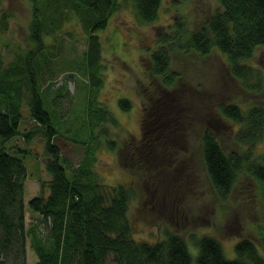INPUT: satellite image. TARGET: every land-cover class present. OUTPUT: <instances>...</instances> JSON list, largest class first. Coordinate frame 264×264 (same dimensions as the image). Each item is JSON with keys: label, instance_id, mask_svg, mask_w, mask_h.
<instances>
[{"label": "trees", "instance_id": "1", "mask_svg": "<svg viewBox=\"0 0 264 264\" xmlns=\"http://www.w3.org/2000/svg\"><path fill=\"white\" fill-rule=\"evenodd\" d=\"M30 1L28 47L6 44L0 47V264H192L185 238L171 229H165V236L156 241L133 236L128 211L138 194L135 187L138 178L128 184L110 185L101 181L96 169L98 137L102 132L111 133L114 126H121L105 100L98 99L109 77L101 30L108 27L110 18L121 8L120 0ZM131 1L137 19L149 23L158 17L164 0ZM217 2L219 7L192 27L187 17L176 15L168 25L157 28L155 46L144 55L147 60L141 61L146 72L159 81L157 87L161 89L156 87L155 91L160 97H164V90H169L179 76L172 67L176 53L207 56L216 49L242 86L257 89L261 84L264 72L248 59L258 46L264 45V0ZM6 18L5 13L0 15L2 32L7 28ZM79 29L85 45L81 51L74 48L81 34ZM67 42L69 50L77 54L61 57L65 56ZM5 48L14 50L7 62L2 57ZM58 60L76 70L81 82L72 74L56 73L53 64ZM56 75H60L62 83L52 89ZM68 76L76 78V91L70 107L63 109ZM140 88L143 87L136 91L142 97L141 137L132 138V144L148 145L155 152L166 151L170 138L162 134L166 124L163 118L174 119L176 113L170 116H164L162 111L152 113L162 101L144 103ZM79 92L80 97L75 99ZM118 104L124 110L132 107L128 97L118 98ZM24 108L27 115L23 114ZM216 111L215 122L205 124L198 139L211 185L218 197L225 200L240 172L246 170L259 184L263 205L264 149L257 155L252 151L264 136V105L255 103L244 109L234 102H220ZM219 117L223 124L230 120L237 126L233 139L246 146L245 151L223 148L218 136L220 129L215 126ZM104 121L110 122L111 129L102 125ZM15 137H20L25 147L7 145ZM34 137L43 140V164L50 177L47 181L37 178L39 192L28 200L27 207L24 196L25 190L29 191L27 169L24 156L18 153H29ZM56 137L84 146L78 164L62 153ZM116 144L117 140H108L111 151L116 150ZM28 210L37 213L29 223ZM259 242L239 238L234 245V257L228 258L218 238L203 235L194 239L198 248L195 262L264 264V228ZM27 244L36 254L33 262L27 260Z\"/></svg>", "mask_w": 264, "mask_h": 264}, {"label": "rangeland", "instance_id": "2", "mask_svg": "<svg viewBox=\"0 0 264 264\" xmlns=\"http://www.w3.org/2000/svg\"><path fill=\"white\" fill-rule=\"evenodd\" d=\"M120 2L121 8L110 18L108 27L101 30L103 57L109 77L98 99L105 100V105L121 126L111 129L109 121L102 124L111 129V133L102 132L98 135L100 147L96 169L100 179L114 185L128 184L138 178L135 182L138 194L131 201L128 211L135 238L156 241L165 236V229H171L185 238L192 264H197L195 256L198 248L194 239L211 235L220 240L225 256L233 258L234 245L239 238L249 237L260 243L259 237L264 228V203L262 205L260 187L254 177L244 170L240 172L227 199H220L205 170L198 139L205 124L215 122L218 115L216 108L220 102H234L244 109L255 103L264 105V77L257 89H249L230 74L225 57L216 49L207 56L193 52L176 53L172 57V67L179 76L169 90H164V97H160L155 91L159 81L146 72V66L141 61L142 58L147 60L148 57L144 55L155 46L157 28L168 25L176 15L187 17L192 27L207 18L219 4L217 0H164L158 17L152 22L141 23L134 13L132 1ZM31 10L30 0H0V15H7L6 31L0 29V47L4 44L8 47H28ZM75 24L79 25L76 21ZM79 31L81 34L74 46L77 51L85 47L83 32L81 29ZM2 54L7 62L13 57L14 50L5 48ZM63 54L65 56L61 57L76 55L77 52H71L67 42ZM248 62L264 72V45L256 48ZM53 67L56 73L61 72L62 76L72 74L81 82L80 74L63 61L58 60ZM74 76H68L63 109L70 107L69 102L76 91L77 80ZM53 79L52 89L62 83L60 75ZM147 83L149 87H145ZM138 87H143L139 90L144 103L162 101L155 105L152 113L162 111L164 116L176 113L174 119L163 118L166 124L161 129L162 134L170 138L166 151L155 152L148 145L132 144V138L138 140L141 137L142 97L137 94ZM80 95L81 92L75 94V99ZM120 97L131 99L132 107L129 110L120 107ZM178 106L180 110H177ZM23 114L27 115L26 108ZM234 125L230 120H227V125L223 124L219 117L215 126L220 129L218 136L223 148L241 153L246 150V146L233 139L234 130L237 129ZM109 139L117 140L115 151L108 148ZM11 143H14L15 148L19 144L25 147L20 137L13 138L7 145ZM30 143L33 151L18 153L24 156L22 159L27 169L29 191L26 189L24 195L27 207L28 200L39 192L37 178L47 181L50 177L43 164V140L34 137ZM56 143L73 164L79 163L84 146L62 137H56ZM263 149L264 136L257 142L252 154L257 155ZM36 216L37 213L28 210L27 222ZM35 259L36 254L27 244L28 262Z\"/></svg>", "mask_w": 264, "mask_h": 264}]
</instances>
